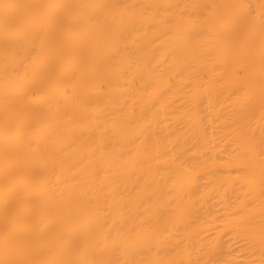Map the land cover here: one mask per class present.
<instances>
[{
    "label": "bare ground",
    "instance_id": "bare-ground-1",
    "mask_svg": "<svg viewBox=\"0 0 264 264\" xmlns=\"http://www.w3.org/2000/svg\"><path fill=\"white\" fill-rule=\"evenodd\" d=\"M0 264H264V0H0Z\"/></svg>",
    "mask_w": 264,
    "mask_h": 264
}]
</instances>
